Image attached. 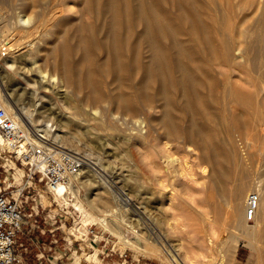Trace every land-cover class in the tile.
Returning <instances> with one entry per match:
<instances>
[{
  "label": "bare ground",
  "instance_id": "obj_1",
  "mask_svg": "<svg viewBox=\"0 0 264 264\" xmlns=\"http://www.w3.org/2000/svg\"><path fill=\"white\" fill-rule=\"evenodd\" d=\"M43 2L26 0L22 5L30 10ZM226 5L238 7L243 26L236 33L231 31L230 23L227 25L230 14L219 0H78L79 17L62 13L57 16L56 23L43 12L33 16L18 12L14 20L0 14V24L11 29V33L4 29L6 33L2 39L0 37V66L3 61L9 70H18L26 83L20 86L21 93L28 94L26 101L33 109L21 105L13 108L1 92L0 105L20 124L34 145L47 150L50 148L46 144L56 146L54 150L58 151L77 150L73 137L63 128L65 123L94 130L91 131L94 134H99V130L107 126L114 133L124 135L127 130L118 126V117L115 116L122 113L134 118L136 128L147 126L145 131H153L169 142L176 140L199 152L200 160L209 168L207 201L211 210L214 214L220 213L221 203L225 202L232 217L231 230L219 245L207 239L208 253L215 251L216 254L215 257L209 254L208 263L201 264H231L238 243L259 250L264 242V225H261L264 221V177L256 175L254 183L249 180L244 143H240V147L234 139L232 132L236 127L228 123L226 115L222 113L221 124L217 123L213 113L198 111L190 106L189 101V98L201 102L207 99L205 94H200L206 84L198 75L205 78L208 72L195 65L196 54L214 55L228 69H242L253 87L248 96L254 97L256 108L248 124L236 117L234 122L247 126L254 134L264 158V110L259 103V93L264 90V0H238L236 4L229 0ZM0 6H5L4 0H0ZM85 13L92 17L91 21L84 20ZM39 26L42 33L35 40L32 35ZM178 34L185 36L186 44L179 39L163 42L165 36L175 38ZM195 38L204 43V48H193ZM22 49L27 50L28 55L24 60L25 68L22 67L23 61L17 59ZM115 81L119 82L117 87L110 88L111 82ZM207 87L211 90L216 84L211 80ZM11 90L15 94V89ZM69 100L77 103L73 110L64 104ZM235 100L251 106V99L241 93H235ZM156 106L160 109L159 116L150 112ZM37 111L35 116L33 112ZM35 117L40 119V124L34 122ZM48 119L56 124L54 128ZM211 122L215 125H210ZM51 129L52 134L49 133ZM133 131H127L125 135L130 136ZM137 131L141 130L136 129V134ZM5 146L0 134V147L3 150ZM80 157L82 165L76 178L78 184L96 189L87 194L88 209L79 200L76 185V188L74 185L70 188L59 185L51 191L54 201L71 204L80 213L82 225L78 230L86 232L90 220L136 251L148 254L146 250H150L155 257L164 258L170 264H184L173 243L165 245L163 240L166 239L161 237L158 240L146 238L143 245L138 235L123 241L122 232L113 226L117 223L116 212L123 208L126 198L119 194L118 199L107 188L103 170L93 166L89 159ZM168 159L166 171L172 174L170 168L180 161L173 156ZM12 165L21 176L23 170ZM260 173L263 175L262 171ZM251 189L257 192L258 201L249 220L247 192ZM187 214L189 216L188 211ZM92 256L98 260L94 254ZM193 259L188 258L186 264H195Z\"/></svg>",
  "mask_w": 264,
  "mask_h": 264
},
{
  "label": "rangeland",
  "instance_id": "obj_2",
  "mask_svg": "<svg viewBox=\"0 0 264 264\" xmlns=\"http://www.w3.org/2000/svg\"><path fill=\"white\" fill-rule=\"evenodd\" d=\"M4 1L5 6H0V14L6 15L5 17L10 20H14L15 13L18 12L30 14L31 16L34 14L40 15L43 12L45 16L47 14L49 18H52L55 23L57 22V16L62 13L70 14L76 18L80 15L78 0H42L44 2L41 5L30 10L24 9V5H22L26 0ZM219 1L230 14L226 21L227 25L230 23L231 31L236 33L243 26L240 13L237 12L238 7L227 6L226 2L229 0ZM231 1L236 4L238 0ZM84 20L91 21L92 17L85 13ZM227 25L225 28H227ZM4 29L11 33V29L3 27V23H1V39L6 33V31H3ZM40 33H42V28L39 26L33 32L32 37L37 40ZM169 39H179L186 44L183 34H178L175 38L167 35L163 42L169 41ZM198 40L194 39L193 48H204V43H199L201 40L199 42ZM5 46L3 45V47ZM1 57L3 56L1 55ZM26 57L28 55L25 49L17 54V59L23 61L22 67L24 68L26 67L24 62ZM75 57H79V54H75ZM195 58V65L200 70L203 69L208 72L205 78L201 74L198 75L206 84L205 90L200 94H205L207 99L201 102L189 98L190 106L198 111H210L216 117L215 122L217 123H220L222 113H224L228 123L232 127H236L232 133L238 144L244 143L243 146H245L247 154L245 165L249 180L254 183V180H257L256 175L257 177H264V158H262L261 147L257 141L258 139L254 138V134L249 132L247 126L238 125L236 121L234 122L236 117L241 122L245 121L248 124L249 118L256 108L254 97L248 96L253 91L250 80L242 69H228L225 63L214 55L196 54ZM1 64L0 77H2V82L0 83V92L8 98L13 108L16 109V106L21 105L32 110L33 106L30 105L29 101H26L28 100V94L21 93L20 86L26 84L21 78V74L18 70L6 68L3 61ZM211 80L216 84V87L210 90L207 86ZM118 83V81L111 82L109 87L115 89ZM11 88L15 89V94H12ZM235 93H241L250 98L251 106L247 107L236 102ZM19 94L26 97L24 98L22 95L21 97ZM259 103L260 108L264 110V90L259 93ZM64 104L69 106L68 108H71V110L77 106V103L73 100L66 101ZM150 112L155 116H159L160 109L156 106L150 109ZM37 113L38 111L33 112L35 116ZM117 114H121L115 115L119 118H117L118 126L125 128L124 130L128 132L134 130L133 134L127 136L125 135L128 133L127 131H124V135L120 132L114 133L107 126L104 130H99V134L91 132H94V130L89 131L85 128H78L71 123H65L63 127L67 134L73 137L72 139L78 147L77 150L72 151L89 159L94 163L93 166H99L105 173L107 188L116 197L123 194L126 198V201H123V208L118 209L116 212L117 223L113 228L122 232L123 241L134 239L138 235L139 242L142 245L146 238L148 240H158L159 237L166 239L163 240V243L165 245L166 243L167 245L170 244L168 242L173 243V248L175 247V251H177L184 264L188 263V258L193 259V257L195 258L193 261H196L195 264L208 263L209 254L215 257L216 253L215 251L208 253L207 239L210 238L216 245H219L231 230L230 223L232 221L228 205L225 202L221 203L222 211L214 214L207 201V194L210 191L208 188V165L200 160L199 152L193 147L182 145L176 140L169 142L166 138L157 136L153 131H145V129H148L147 126L141 129L138 126L136 128V124L134 125L133 122L134 118H129L122 113ZM84 117L88 118L86 115ZM35 118L34 122L40 124V119ZM50 120L48 119L47 122L49 121L52 126L54 125V128L56 124ZM82 123L86 124V121L82 120ZM210 125H215V123L211 122ZM136 129L141 130L139 132H143V134L138 131L136 134ZM52 132L51 129L49 133L52 134ZM134 135H137V137ZM108 142L111 144H108ZM241 144L240 147H242ZM46 145L51 150L57 149L56 146ZM108 147H113V149L109 150ZM66 148L72 149L69 146H66ZM169 156L177 157L180 161L179 164L176 163L170 168L173 170L172 174L166 171ZM12 163L23 170L21 176H19V172L16 171ZM261 171L263 172V175L260 173L262 176L259 174ZM27 173L26 167L13 154L5 148L2 150V147H0V187L2 189L6 188L7 192L13 197H18L24 208L25 220L19 241L23 243L24 247L26 246L27 250L25 252L24 248L20 247L17 250L18 253H26L24 264H39L37 256L41 254L44 256L41 258L42 264H50V261L53 260L52 257L57 259V264H170L164 258L155 257L156 254L150 250H146L148 254H143L129 247L126 241V243L124 242L126 245L123 244L115 234L90 220L87 221L86 232L81 233L78 230V227L82 225L80 213L71 204H58L54 201L51 192L44 187L43 183H40L37 178L29 179ZM110 179H113V182ZM75 185L78 186L79 200L88 209L87 194L96 189H94V186L90 188L87 187L88 185L82 186L80 184L79 186L78 179L75 181L74 188H76ZM172 190L173 192H171ZM252 191V189L248 190L247 193ZM117 198L119 199V196ZM70 199H73V197H70ZM156 207L158 208L156 209ZM187 211L189 216H187ZM156 212L161 213L156 215ZM156 218L159 220H156ZM157 221L159 222L156 224ZM261 225H264V221L261 222ZM54 237L57 238L56 247L52 242ZM70 239L72 242H70ZM263 243L260 244L259 250H253L242 242L238 243L231 264H264ZM92 254L98 260L94 259ZM47 256L51 257L48 258Z\"/></svg>",
  "mask_w": 264,
  "mask_h": 264
},
{
  "label": "built area",
  "instance_id": "obj_3",
  "mask_svg": "<svg viewBox=\"0 0 264 264\" xmlns=\"http://www.w3.org/2000/svg\"><path fill=\"white\" fill-rule=\"evenodd\" d=\"M0 134L5 140V149L26 167L29 179L37 178L49 192L59 185L66 188L73 187L82 165V159L78 154L47 150L34 145L20 124L7 114L1 105ZM257 201V192H250L247 204L249 220L252 219ZM24 220V208L18 197H13L6 188L0 187V264H24L26 253L17 251L18 247L24 248L25 252L27 250L19 241ZM52 242L56 247L57 238L54 237ZM43 257V254L37 256L39 264H42ZM52 258L50 264H57V259Z\"/></svg>",
  "mask_w": 264,
  "mask_h": 264
}]
</instances>
